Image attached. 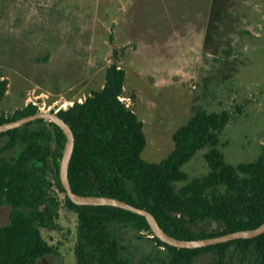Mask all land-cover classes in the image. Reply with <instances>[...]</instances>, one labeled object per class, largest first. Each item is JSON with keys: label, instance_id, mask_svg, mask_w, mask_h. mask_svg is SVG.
I'll return each instance as SVG.
<instances>
[{"label": "rangeland", "instance_id": "374dc122", "mask_svg": "<svg viewBox=\"0 0 264 264\" xmlns=\"http://www.w3.org/2000/svg\"><path fill=\"white\" fill-rule=\"evenodd\" d=\"M111 64L125 71L119 99L143 123L144 160L166 158L174 132L199 110L229 115L218 145L227 163L264 151V0H0V77L7 80L0 114L10 117L29 103L39 111L67 109L103 87ZM38 126L53 138L50 124L30 127ZM204 152L182 166L187 180L177 187L208 172ZM9 212L0 206V226ZM57 222L43 235L58 254L36 264H77L76 214L62 207ZM217 227L207 220L193 229ZM114 232L130 264H167V250L146 232ZM192 264H254V253L231 246L222 262L204 252Z\"/></svg>", "mask_w": 264, "mask_h": 264}, {"label": "trees", "instance_id": "16d2710c", "mask_svg": "<svg viewBox=\"0 0 264 264\" xmlns=\"http://www.w3.org/2000/svg\"><path fill=\"white\" fill-rule=\"evenodd\" d=\"M124 81L125 71L111 64L101 89L56 112L74 134L68 166L72 191L110 196L144 208L165 232L179 239L214 237L264 222V151L250 162H226L218 145L229 115L195 112L174 132L171 153L157 163L148 162L141 157L146 144L143 123L119 99ZM6 91L7 80L0 77V103ZM38 111L29 103L10 117L0 114V124ZM41 122L51 125L53 138L47 127H30ZM3 136L7 139L0 153L16 146L18 151L13 158L0 159V206L10 207L9 222L0 226V264H36L46 255H57L58 246L47 240L43 230L58 229L62 207L76 214L77 264H130L120 255L114 232L120 227L149 234L167 250V264H192L204 252H214L222 262L231 246L243 256L253 252L254 264H264V233L202 248H175L154 237L143 216L111 206L72 203L57 173L65 136L48 121H32ZM202 150L208 172L177 187L187 180L182 166ZM207 220L217 222V229H193Z\"/></svg>", "mask_w": 264, "mask_h": 264}, {"label": "water", "instance_id": "95a60500", "mask_svg": "<svg viewBox=\"0 0 264 264\" xmlns=\"http://www.w3.org/2000/svg\"><path fill=\"white\" fill-rule=\"evenodd\" d=\"M45 120L56 125L64 134L65 141L60 151V157L58 161V177L61 186L63 187L68 199L76 205H89V206H111L120 209L130 211L132 213L143 216L147 222L150 231L154 237L159 239L161 242L175 247L185 249H196L210 245H216L219 243H225L236 239H250L257 237L264 233V222L259 226L251 229L237 230L228 232L219 236L198 238V239H179L169 235L165 232L158 224L154 215L144 208L136 207L126 201L103 195H81L72 191V188L68 179V166L69 161L74 149V134L70 125L61 118L56 112L51 111H38L34 114L24 116L18 119L6 121L0 124V134L7 132L11 129L22 127L23 125L36 121ZM95 177L93 178L94 181Z\"/></svg>", "mask_w": 264, "mask_h": 264}]
</instances>
